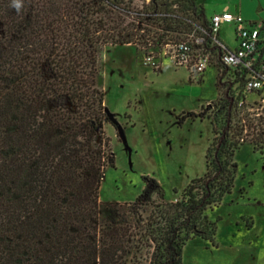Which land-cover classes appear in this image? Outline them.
Here are the masks:
<instances>
[{"label": "trees", "instance_id": "trees-1", "mask_svg": "<svg viewBox=\"0 0 264 264\" xmlns=\"http://www.w3.org/2000/svg\"><path fill=\"white\" fill-rule=\"evenodd\" d=\"M206 24L196 0H0V264H124L134 240L149 264H181L188 241L213 245L217 221L206 210L231 192L235 152L246 142L264 152V119L243 134L249 114L229 89L205 173L180 199L154 203L161 188L144 176L135 201L100 221L98 195L113 166L97 87L102 52L181 40Z\"/></svg>", "mask_w": 264, "mask_h": 264}, {"label": "rangeland", "instance_id": "rangeland-1", "mask_svg": "<svg viewBox=\"0 0 264 264\" xmlns=\"http://www.w3.org/2000/svg\"><path fill=\"white\" fill-rule=\"evenodd\" d=\"M208 1L211 9L221 5L220 0ZM233 29L226 27L221 36H235ZM226 43L232 46L229 40ZM144 57L142 46L136 44L101 54L97 87L103 91L109 112L103 135L109 139L105 149L113 166L108 160L103 172L98 194L100 221L113 216L112 205L135 201L143 190L144 176L161 188L162 196L152 197L154 203L180 199L191 180L203 177L206 150L219 136L223 114L217 115V109L225 89L217 68L192 78L187 69L175 67L167 58L156 57L159 68L153 69ZM251 106L254 111L248 114L253 115L243 117L240 127L250 122L256 125V114L264 119V104ZM201 112L204 119L198 117ZM213 117L217 119L216 135L210 123ZM245 130L243 134L253 131ZM242 138L250 140L251 136ZM233 161L236 171L231 192L206 210L207 218L217 221L213 245L198 238L188 241L181 264H264V152H253L246 142ZM250 216L254 226L248 231L245 225ZM146 250L132 241L124 264H149Z\"/></svg>", "mask_w": 264, "mask_h": 264}, {"label": "built area", "instance_id": "built-area-1", "mask_svg": "<svg viewBox=\"0 0 264 264\" xmlns=\"http://www.w3.org/2000/svg\"><path fill=\"white\" fill-rule=\"evenodd\" d=\"M224 24L235 27L236 47L233 49L217 37L220 27ZM154 47L156 46L151 42L142 47L145 52L144 60L153 69L159 68L155 63L156 57L167 58L175 67L187 69L192 78H197L208 68L215 67L220 75V84L225 90L231 91L230 96L237 102L238 108L253 113L251 105L259 107L264 104L262 27L244 20L240 14L229 11L217 13L206 26L195 27L181 40L158 45L161 51H155ZM250 97L255 99L249 100ZM241 121H244L243 118ZM243 127L246 132L247 126Z\"/></svg>", "mask_w": 264, "mask_h": 264}, {"label": "crops", "instance_id": "crops-1", "mask_svg": "<svg viewBox=\"0 0 264 264\" xmlns=\"http://www.w3.org/2000/svg\"><path fill=\"white\" fill-rule=\"evenodd\" d=\"M220 2L221 5H217L216 9H211V7H209L210 3L208 0H196L197 6L203 10L206 23L209 22V19L213 15L223 11H229L233 14H240L244 20L252 23L253 25L262 27V35H264V0H229L227 2L220 0ZM226 27H229L230 31L234 28V33L235 27L233 25L224 24L220 27L217 37L227 47L233 49L236 47L235 36L228 35L226 38L221 36ZM228 40L232 46L226 43ZM248 218H250V220L248 224L246 223L245 228L250 231L254 226V221L252 216Z\"/></svg>", "mask_w": 264, "mask_h": 264}]
</instances>
